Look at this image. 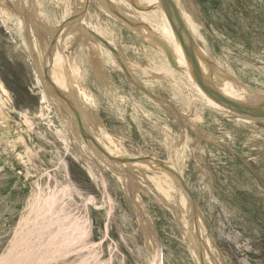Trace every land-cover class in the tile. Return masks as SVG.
<instances>
[{
  "label": "rangeland",
  "instance_id": "obj_1",
  "mask_svg": "<svg viewBox=\"0 0 264 264\" xmlns=\"http://www.w3.org/2000/svg\"><path fill=\"white\" fill-rule=\"evenodd\" d=\"M86 1L0 0L4 7L0 9V82L7 90L1 94L6 118L0 117V264L79 263L85 251L57 257L55 250H49L50 239L39 237L43 226L31 221L34 199L47 192L51 176L64 180V168L75 188L73 198L79 204L83 197L90 198L88 246L96 243L99 257L108 264H154L149 248L156 238L161 243V264H201V256L192 255L189 243L192 235L198 236L197 230L187 235L190 240L185 236L199 218L201 225H195L207 234L203 243L209 249L204 250L211 259L201 257L203 264H264V118H244L204 106L195 91L186 88L187 79L174 62L100 11L92 0ZM79 3L83 10L77 8ZM175 6L182 22L197 32L211 64L249 89L264 92V0H175ZM73 12L82 13L89 29L117 47L121 60L145 87L167 98L183 115L152 101L131 84L109 50L77 28L58 36V53L67 60L68 73L63 75L58 71L62 67L58 68L56 74L62 75H57V81L64 91L73 92L69 94L74 105L82 106L94 133L105 134L115 144L114 153L173 163L186 194L174 184L166 193L157 188L156 173L138 169L130 174L129 166L126 172L131 180L127 176L124 181L100 167L104 176L100 180L106 181L103 191L108 192L103 195L86 173L87 157L77 153L70 115L52 100L40 102L43 88L35 62L45 66L46 28L53 30ZM60 76H66L63 80L69 85ZM29 150L32 160L27 158ZM92 203L104 206L96 209ZM26 250L29 256L23 253ZM86 259L89 264L91 259Z\"/></svg>",
  "mask_w": 264,
  "mask_h": 264
},
{
  "label": "bare ground",
  "instance_id": "obj_2",
  "mask_svg": "<svg viewBox=\"0 0 264 264\" xmlns=\"http://www.w3.org/2000/svg\"><path fill=\"white\" fill-rule=\"evenodd\" d=\"M92 1L94 2L96 7L100 11H102L103 13L108 15L109 17L115 19V21L116 20H117V22L120 21L123 25L128 27L132 32H134V33L140 35L141 37L145 38L146 40L150 41L154 45L155 49L162 56H164L165 58L174 62L176 64L178 70H180L187 79V82L185 85L186 88L188 90H194L196 95H197L196 99H198L201 103H203L204 106L212 109L215 112H219V113H228V114H232V115H236V116L244 117V118H264V116L250 115L247 113H242V112L236 111L234 109H231L230 107H228V106L224 105L223 103L218 102L215 99H213L212 97H210L198 85V83L195 81V79L193 77L191 63H190L189 59L186 57L184 50H183V48L179 42V39H178L177 35L175 34L174 29L171 26L170 21L162 9L161 0H92ZM172 1H173V3H175V0H172ZM77 4H78V1H77ZM84 7L85 6L81 5L80 3L77 6V8L79 10H83ZM3 8L0 7V9H3ZM147 8H149L150 11H148ZM177 14L180 16V13L178 10H177ZM81 15H82V13H81ZM81 15L77 14V13L75 14L73 12V15L69 18V20L62 22L59 26H57L53 30L46 28L45 37H44L46 39V43H45V45H43L44 47L42 49L44 52V58L46 61L45 66L41 67V65L38 63L39 61L35 62V64H36L35 67L37 68V71H38L37 73L39 74V77H40L39 82L41 83L42 88H43L42 96L40 97V102H45L48 99L52 100L53 102H56L58 104V109L61 112L63 110H65L70 115L71 120H72L71 123H73V129H74V142L76 143L77 149H78L77 153L81 156L85 155L87 157L88 162H87V166H86V173L95 183H97V185H98L100 191L103 193V195L106 192V191L105 192L103 191V188L105 186L106 181H105V179L100 180V176H101V179H102V177H104L101 170H100V167H102V168L106 167V168L110 169V171L113 174L117 175V178L120 181H124L127 176L129 177V173L131 174L133 172V170H138V169L151 170L154 173H156L158 176L159 186L156 185V186H158L157 188L160 187L159 189L163 190L166 193H170L171 189H173L172 185L174 184L175 187L179 188V190H182L183 182L175 174V173H177V168L173 163H171L169 161L165 162L164 160L163 161L159 160L153 156H151V157L148 156L147 158H146V156L145 157L142 156L143 158L142 157L136 158L135 157L136 155H134V157H131V156L125 157V156L119 155L117 153H114L112 151V149L116 148L115 144H113V142H111L110 138H108V136H105V134H100L102 136V137H100V135H97L96 133H94L95 130H93V128L91 126V122H90L88 116L85 114V111L83 109H81L82 106L80 105L81 107L79 106L80 108H77L76 107L77 103H76V101L74 102L75 99L71 98L73 96V95H71L73 92H70L68 90L71 93V94H69V92L64 91V89H63V88H65L64 85L61 84L60 80L57 81V79H58L57 75H60L63 72L64 74L63 73L62 74L67 76V73H68V70L66 72V67H67L66 61L67 60H65V58H63V55H60L58 53V50H59L58 36L62 32H67L69 29L73 30V29L77 28L78 31H80L84 35L88 36V38H90L93 41H96L101 46H103L109 50V52L113 56V59L118 63V66L121 68V71H123L126 79L131 84H133L134 86H136L139 89H140V86H143L145 90L144 91L142 89H140V90L147 97H149L152 101H155L156 103L158 102L162 105H165L167 108L171 109L172 111L176 112L177 114L183 115V112H181L179 108L174 107L173 103H171L167 98H164V97L159 96L157 94H153L147 87H145L143 85V83L136 77V75L129 69V67L123 62V60H121V58L119 57L120 55H119V50L117 49V47L112 45V43L106 37H104L102 34L89 29V27L83 21V18H81L82 17ZM23 17H26V16H23ZM38 18L36 21L39 20V22H40L41 17L39 19ZM179 19H180V17H179ZM183 24L187 28L189 35H190V36L185 37L188 47L191 48L195 54L200 55V58L198 59V63H199V69H200L201 76L203 77V79L205 81V86L207 88L214 89L215 91H217L218 93L223 95L225 98H227L231 101H234L235 103H238L239 105H242L245 107H251V108L263 106L264 105V92L263 91L258 92L255 89H254L255 91H253V90H251V88L249 89L248 87L244 86L241 82H239L237 80H232L228 76L229 74L220 70L218 68V66L211 64V62L207 58L206 51L198 42L197 32L195 33L194 31L189 30L185 21H183ZM42 26L44 27V24ZM32 28H33V26H32ZM146 40H144V41H146ZM88 41H90V40L88 39ZM89 43H91V41ZM60 67H62L61 68V69H63L62 71H61V69L60 70L58 69ZM45 69H46V77H45V73H44ZM57 69H58V71L61 72L60 74H56ZM69 73H70V71H69ZM66 76L65 77L60 76V77L62 78V81L65 82L64 83L65 85H66V83L69 85V82L67 79H66L67 82L65 81V79L63 80V78H66ZM66 87H68V86H66ZM72 87L73 86L68 87V88H72ZM68 88H66V89H68ZM77 89L78 88H76L75 90H77ZM78 92H80V91H77V93ZM6 93H7L6 88L3 86L2 82H0V117H1V119L6 118V113L4 111L5 102H4V99L1 95V94L6 95ZM74 94L76 95L75 92H74ZM79 102H80V100H79ZM74 103H76V104L74 105ZM27 122H29V121H26L25 124ZM63 124L65 125L64 122H63ZM1 125H3V124L0 122V126ZM28 125H29V123H28ZM57 136L61 137L62 139L65 140V137L63 135L58 133ZM21 139H22V137L17 138V140H19V141ZM41 139H42V137H41ZM25 149L28 150L29 146L25 145ZM43 152H45V151H43ZM33 156H34V154L31 151L27 154V158L29 160H32ZM32 163H34V162L32 161ZM32 165L34 167L36 166L35 164H32ZM129 166L131 169L129 170V173L127 174L126 170H127V167H129ZM67 171L68 170L66 168H64V177H65L64 180H60L58 178L51 176L52 179L49 182H46L47 192L41 196H38V197L36 196V198L34 199V204L32 207L33 218L31 219V221L32 220L35 221L34 223L36 225H37V223L38 224L40 223V225L43 226V228H41V231L38 230V231H40L39 237H42V239L45 238V241L46 240L48 241L50 239L49 244L51 246L49 245V250L50 251L55 250L57 257L61 254L65 255V252L70 253L72 251V253H73V251H75L77 253V251H83V252L85 251V253H83V256L80 258L78 264H85L87 261L86 256H88L91 259L89 264H108V260H102L99 257L101 251H100V249H97V248L95 249L94 246L96 243L91 242L92 246H88V244H90L89 243V235L91 234L90 233L91 224H90V220L86 217V212L88 211L87 203L90 199V198H88V196L90 194L87 196L88 199L83 197L81 199V203L79 204L72 196V192L74 191L75 188L73 186V182H71V179H70ZM138 171H141V170H138ZM46 172H47V170H46ZM140 173H142V172H140ZM134 174H135V172H134ZM142 174H145V173H142ZM49 176H50V174H49ZM129 180H131V178ZM129 180H127V181H129ZM125 182H124V184H126ZM127 185H128V182H127ZM128 189L129 188L126 189L127 192H129ZM183 192H184V188H183ZM107 193L108 192H106V194ZM131 197H132V195H131ZM182 197H183L182 201H184L185 205H186V203H188V205H189V202H186L187 201L186 196L184 197V195H182ZM182 205H184V204H182ZM188 205H187V207H188ZM103 206H104V203L93 204V207L96 209H100ZM192 208H193V205H192ZM189 209H190V205H189ZM136 210H137V208H136ZM189 211H188V213H191ZM137 212H138L137 214L139 216L142 215L141 217H143V214H144L143 212H141L139 210H137ZM141 213H143V214H141ZM194 214L195 213H193V215ZM196 216H198V215H196ZM198 218H199V216H198ZM199 220H200V218L197 221L198 224H199ZM28 221L30 222V219ZM148 221H149V219H148ZM29 222H28V224H29ZM143 222H145V221H143ZM190 222H191V220H190ZM194 222H195V220H194ZM195 224L193 226H190L191 229L188 228V229H190V231L186 230L187 232H185V236L186 237H187V235L190 236V234L192 235V234H194V232L196 233V230H197V232H198L197 237H194L192 235L191 240L189 239V237H187V238L190 240L189 243H190V246L192 247V249H191L192 255L198 254L204 259L207 255H209L208 254L209 251L205 252V250H204V248L206 249L208 247V246L207 247L204 246V243L207 242L206 241L207 236H205L207 234H205L203 231V233H204V235H203L202 232L200 231L199 226L201 224H199V226H197V227ZM144 225H142L143 229L146 228V226H144ZM36 227L39 228V225ZM151 229H154V228H151ZM148 230H149V227H148ZM146 231H144V232H145V238H147L145 241L147 242L149 237L146 234ZM150 232H151V230H150ZM31 233H32V231H31ZM35 233L37 235H39L37 232V229H36ZM27 235H28V233H27ZM37 238H38V236H37ZM37 238H35V239H37ZM28 239H29V236H28ZM28 239H27V242H28ZM30 240H29V242L31 244L32 240L31 241ZM20 241H22V239ZM20 241H18V242L20 243ZM203 241H205V242L203 243ZM23 242H26V241L24 240ZM29 242L27 244H29ZM41 242L42 241H40L39 244H41ZM37 243H38V241H37ZM159 243H160V241H157V238H156L154 240V243L151 244V247L149 248V251H150L149 253L154 255V264H161V262H162V260L159 259V257H161L162 255L160 254L161 256L160 255L158 256V253L161 251V250L159 251V249H158L161 245V243H160V245H159ZM202 243H203L204 247H202ZM20 244H18V245L22 249L23 247ZM42 244L39 245V247L41 246V248H42ZM15 245L17 246V244H15ZM34 246H36V245H33V247ZM45 246H46V244H45ZM45 246L43 248H45ZM20 247H19V250H20ZM30 247H31V245H29V248ZM37 248H38V246H37ZM41 248L39 249L40 252H42ZM160 249H161V247H160ZM207 249H209V247ZM37 250L38 249H36V251ZM47 250H48V247H46V251ZM44 251H45V249H44ZM46 251H45V253L43 252L45 255H46ZM29 252H31V251H29ZM21 253L22 252L20 251V254ZM23 253L27 254V250L25 252L23 251ZM23 253H22V255H23ZM29 254L30 253H28L27 255L29 256ZM32 254H31V256H32ZM51 255H53V253ZM51 255H49V256H51ZM198 255H197V257H198ZM16 256H20V255L17 254ZM16 256H15V258H16ZM28 256L25 255V257H28ZM31 256H30V258H31ZM53 256H51V257H53ZM22 257H24V256H22ZM22 257L20 259H23ZM39 257H38V259H39ZM47 257H48V255H47ZM150 257H151V255H150ZM201 257H200V261H198V262L203 264L204 260L202 261ZM209 257L210 256H207L208 259H209ZM40 258L42 261V257H40ZM10 259H12V258H10ZM18 259L19 258H17L16 260H18ZM152 259L153 258L151 257V260ZM24 260H26V258H24ZM34 260H35V258H34ZM209 260L211 261V259H209ZM6 261H9V259ZM35 261H34V264H36ZM205 261H206V258H205ZM43 262L44 261H42V263ZM13 263H14V261H13ZM20 263L18 261V264H20ZM38 263H40V262H38ZM208 263L210 264V262H207V264ZM27 264H31V262H29ZM151 264H153V263H151Z\"/></svg>",
  "mask_w": 264,
  "mask_h": 264
},
{
  "label": "water",
  "instance_id": "obj_3",
  "mask_svg": "<svg viewBox=\"0 0 264 264\" xmlns=\"http://www.w3.org/2000/svg\"><path fill=\"white\" fill-rule=\"evenodd\" d=\"M87 4L89 3V0L86 1ZM162 3V9L165 12V15L169 19L172 28L175 31V34L177 35L179 42L184 50V53L186 57L189 59L191 66H192V73L195 81L198 83V85L213 99H215L218 102L223 103L224 105L230 107L231 109H234L236 111L247 113L250 115H260L264 116V105L259 107H245L242 105H239L238 103H235L234 101H231L227 98H225L223 95L215 91L214 89L207 88L205 86V81L203 77L201 76L200 69H199V63L198 59L200 58V55L195 54L191 48L188 47L186 42V36H190L187 28L183 24V22L179 19V15L177 14V9L175 6V3H173L172 0H161ZM45 77H46V69L44 70ZM140 89L143 91L145 90L143 86H140Z\"/></svg>",
  "mask_w": 264,
  "mask_h": 264
},
{
  "label": "crops",
  "instance_id": "obj_4",
  "mask_svg": "<svg viewBox=\"0 0 264 264\" xmlns=\"http://www.w3.org/2000/svg\"><path fill=\"white\" fill-rule=\"evenodd\" d=\"M207 58H208V56H207Z\"/></svg>",
  "mask_w": 264,
  "mask_h": 264
}]
</instances>
